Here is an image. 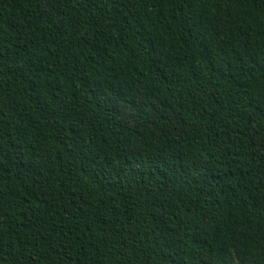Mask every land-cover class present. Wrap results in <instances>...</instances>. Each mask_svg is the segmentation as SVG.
<instances>
[{"label": "trees", "instance_id": "trees-1", "mask_svg": "<svg viewBox=\"0 0 264 264\" xmlns=\"http://www.w3.org/2000/svg\"><path fill=\"white\" fill-rule=\"evenodd\" d=\"M0 264H264V0H0Z\"/></svg>", "mask_w": 264, "mask_h": 264}, {"label": "rangeland", "instance_id": "rangeland-1", "mask_svg": "<svg viewBox=\"0 0 264 264\" xmlns=\"http://www.w3.org/2000/svg\"><path fill=\"white\" fill-rule=\"evenodd\" d=\"M127 116L130 118L131 117V113L129 111H127Z\"/></svg>", "mask_w": 264, "mask_h": 264}, {"label": "snow or ice", "instance_id": "snow-or-ice-1", "mask_svg": "<svg viewBox=\"0 0 264 264\" xmlns=\"http://www.w3.org/2000/svg\"><path fill=\"white\" fill-rule=\"evenodd\" d=\"M195 2L199 3V2H201V0H195Z\"/></svg>", "mask_w": 264, "mask_h": 264}]
</instances>
